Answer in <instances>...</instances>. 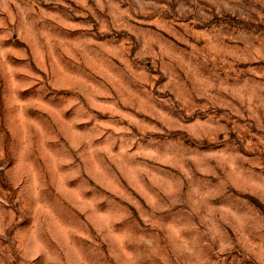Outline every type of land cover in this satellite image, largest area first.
Wrapping results in <instances>:
<instances>
[{
  "label": "rangeland",
  "instance_id": "374dc122",
  "mask_svg": "<svg viewBox=\"0 0 264 264\" xmlns=\"http://www.w3.org/2000/svg\"><path fill=\"white\" fill-rule=\"evenodd\" d=\"M0 264H264V0H0Z\"/></svg>",
  "mask_w": 264,
  "mask_h": 264
}]
</instances>
